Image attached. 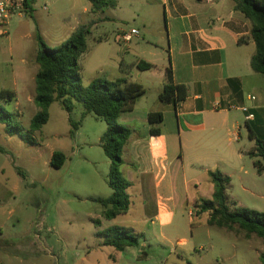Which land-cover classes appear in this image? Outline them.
Here are the masks:
<instances>
[{
  "label": "rangeland",
  "instance_id": "374dc122",
  "mask_svg": "<svg viewBox=\"0 0 264 264\" xmlns=\"http://www.w3.org/2000/svg\"><path fill=\"white\" fill-rule=\"evenodd\" d=\"M120 2V7L92 14L87 0H34L33 17L14 15L7 25L0 26V107L10 114L6 119L10 126L19 125L23 134L38 144H26L18 135H9L7 124L0 123V264H262L261 238L247 235L237 226L232 230L210 226L208 213L199 217L194 215L195 210L192 213L185 196L192 198L193 186L187 194L181 192L184 203L172 225L164 229L166 238L146 236L143 245L123 252L100 245L93 219L102 218V206L87 197H106L110 193L109 159L96 145L107 128L105 121L92 114L82 118L84 108L80 103L69 114L60 102H54L47 124L40 131L30 132V121L39 111L34 103V79L39 69L35 62L36 30L49 47H56L66 42L73 27L91 25L88 50L79 59L83 85L96 78L136 80L130 77L132 63L148 57L151 49L144 44L147 36L132 20L135 11L125 0ZM139 8L143 9L138 11L143 18L146 8ZM131 27L141 30L139 38L121 40L119 36L129 33ZM121 58L129 64L128 69L120 67ZM3 90L13 97H2ZM179 148V142L175 143V149ZM238 148L249 151L251 144L242 141ZM53 151L66 155L61 169L49 165ZM242 165L247 175L221 164L223 170L235 174L226 193L236 206H229L264 213V177L258 176L250 157ZM244 186H253V194ZM130 203L132 210L118 217L117 226L128 224L136 232L148 231L147 218L152 212L140 209L137 194ZM106 228L104 223L101 229Z\"/></svg>",
  "mask_w": 264,
  "mask_h": 264
},
{
  "label": "crops",
  "instance_id": "0c3cea01",
  "mask_svg": "<svg viewBox=\"0 0 264 264\" xmlns=\"http://www.w3.org/2000/svg\"><path fill=\"white\" fill-rule=\"evenodd\" d=\"M120 1L117 0L116 7H120ZM125 3L135 11L132 20L147 36L144 44L151 49L148 57L133 61V75L128 74L136 79L131 82L142 85L147 92L132 111L122 113L118 120L133 131L124 147L121 166L130 183L126 214L132 210L133 195H139L140 209L152 212L147 218L148 231L140 229L139 233L143 238L162 240L166 238L164 229L172 225L176 211L183 206L182 191L186 193L190 186L194 187L192 198L185 196V204L192 205L193 213L198 199H212L214 187L208 175L210 171H220L230 182L236 170L247 175L242 162L249 158L248 152L253 150L255 142L249 138L246 122H258L264 127V75L251 68V58L256 52L251 37L252 23L235 9L234 0H125ZM139 5L146 8L143 18L138 13L143 10ZM117 19L126 21L122 17ZM139 28L130 29L138 31L136 37L141 34ZM125 34L128 33L119 36L121 40ZM140 61L152 67L141 71L137 68ZM122 66L129 67L123 58ZM169 67L175 82L188 90L187 98L177 108L159 100ZM242 107L248 108L252 119H247ZM150 112H161L163 121L151 125ZM152 127L159 129L160 134L152 135ZM242 141L251 144L249 151L238 148ZM177 142L178 150L175 149ZM96 145L101 147L100 143ZM66 161L65 155L64 164ZM222 163L234 172L223 170ZM258 176L263 178L264 172ZM252 187L243 189L253 194ZM111 193L110 189L106 197L88 196L87 199L107 198ZM229 201L235 203L231 197ZM102 213L103 207L102 218H96L101 222V231L104 223L107 228L117 226L118 217L124 216L105 220ZM127 225L125 228L134 229ZM178 243L185 244L186 240ZM100 245L103 246V239Z\"/></svg>",
  "mask_w": 264,
  "mask_h": 264
},
{
  "label": "trees",
  "instance_id": "16d2710c",
  "mask_svg": "<svg viewBox=\"0 0 264 264\" xmlns=\"http://www.w3.org/2000/svg\"><path fill=\"white\" fill-rule=\"evenodd\" d=\"M93 13L103 12L108 8H115L117 0H87ZM235 9L245 15L252 23L251 37L256 45V52L251 58V68L255 73L264 75V0H234ZM26 15L33 17L34 0H25ZM91 25H80L67 38L66 42L56 47H49L40 31L36 30L35 41L37 54L35 62L39 69L35 76L34 103L39 111L30 121V132L40 131L49 120V108L54 102H60L63 109L71 114L80 103L84 112L82 118L88 114L105 121L107 128L101 137L100 145L105 156L110 160V172L107 185L112 193L107 198H91L92 202L103 207L102 216L105 220H112L120 215H125L129 210V181L124 177L121 166L124 164L123 151L132 129L119 125L118 120L122 113L132 111L137 102L145 96L147 90L140 84L131 82L128 78L106 80L96 78L87 86L83 85L82 67L80 57L88 50L87 36L90 34ZM101 41V40H100ZM239 42H242L240 39ZM152 66L143 61L137 63L141 71ZM186 86L175 82L171 67L167 69L166 83L159 95V100L165 104H172L175 108L187 98ZM2 97L11 99L12 93L8 90L1 91ZM6 117V118H5ZM10 114L0 107V123L7 124L6 132L13 136L18 135L25 143L35 144L33 138L25 136L23 128L19 125L10 126L7 122ZM71 121V116L69 117ZM148 121L151 125L161 123V112H150ZM72 122V121H71ZM74 126V125H73ZM77 126L75 125V128ZM249 138L254 140L253 150L248 156L253 159V166L259 174L264 172V127L258 122H246ZM152 135H159L160 130L151 128ZM65 162V155L56 151L53 153L50 166L61 169ZM210 180L214 187L211 200L198 199L194 204V215L199 217L208 213V224L218 228L232 230L235 226L246 232L247 235L255 234L264 242V213L247 211L239 208L231 209L226 193L230 178L220 171H210ZM97 229L96 237L103 239V246H111L118 252H123L127 247H139L143 235L132 228L112 226L99 230L101 222L93 220ZM264 264V254L260 257Z\"/></svg>",
  "mask_w": 264,
  "mask_h": 264
},
{
  "label": "built area",
  "instance_id": "2783aa9c",
  "mask_svg": "<svg viewBox=\"0 0 264 264\" xmlns=\"http://www.w3.org/2000/svg\"><path fill=\"white\" fill-rule=\"evenodd\" d=\"M26 11L25 0H0V26L7 25L9 19L14 15H26ZM137 34L138 31L132 29L128 34L123 36V40L129 42ZM241 110L247 113V119H252L253 116L248 113L247 107H242Z\"/></svg>",
  "mask_w": 264,
  "mask_h": 264
}]
</instances>
